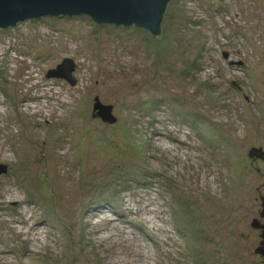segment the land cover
Returning a JSON list of instances; mask_svg holds the SVG:
<instances>
[{"label":"rangeland","instance_id":"rangeland-1","mask_svg":"<svg viewBox=\"0 0 264 264\" xmlns=\"http://www.w3.org/2000/svg\"><path fill=\"white\" fill-rule=\"evenodd\" d=\"M160 29L0 28V264H263L264 0H171Z\"/></svg>","mask_w":264,"mask_h":264},{"label":"water","instance_id":"water-1","mask_svg":"<svg viewBox=\"0 0 264 264\" xmlns=\"http://www.w3.org/2000/svg\"><path fill=\"white\" fill-rule=\"evenodd\" d=\"M171 0H0V28L14 26L20 21L41 16L87 15L97 23L131 25L133 23L148 28L153 34L160 33V27L167 4ZM74 62L65 58L57 68L48 72L49 76L66 78L75 83L72 75ZM112 106L104 104L96 97L93 116L104 121L115 122ZM7 166L0 163V174ZM264 207V202H263ZM264 218V209L260 211ZM252 226L262 229V239L255 252L262 255L264 264V224L253 219Z\"/></svg>","mask_w":264,"mask_h":264},{"label":"trees","instance_id":"trees-1","mask_svg":"<svg viewBox=\"0 0 264 264\" xmlns=\"http://www.w3.org/2000/svg\"><path fill=\"white\" fill-rule=\"evenodd\" d=\"M164 16H165V13H164V15H163V19H164ZM129 26H135V27H138V28H143V29H145V30H147V31H149V32H151L148 28H145V27H142V26H140V25H137V24H135V23H133V24H131V25H129ZM152 33V32H151ZM160 33H161V29H160ZM159 33V34H160ZM153 34V33H152ZM155 35V34H154ZM158 35V34H157ZM156 35V36H157ZM99 200L101 199V198H98Z\"/></svg>","mask_w":264,"mask_h":264}]
</instances>
